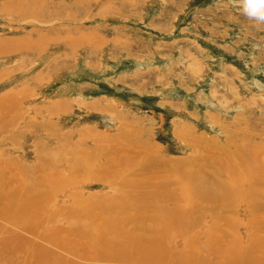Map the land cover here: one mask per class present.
Instances as JSON below:
<instances>
[{"label":"rangeland","instance_id":"rangeland-1","mask_svg":"<svg viewBox=\"0 0 264 264\" xmlns=\"http://www.w3.org/2000/svg\"><path fill=\"white\" fill-rule=\"evenodd\" d=\"M254 205L264 23L234 0H0V264H124L99 253L156 230L181 234L164 264H248Z\"/></svg>","mask_w":264,"mask_h":264},{"label":"bare ground","instance_id":"bare-ground-1","mask_svg":"<svg viewBox=\"0 0 264 264\" xmlns=\"http://www.w3.org/2000/svg\"><path fill=\"white\" fill-rule=\"evenodd\" d=\"M236 152V151H234ZM232 158V157H231ZM231 166V165H230ZM228 166L227 168L229 170L226 171V173L228 174V176H232L233 178V170L232 168ZM220 169V171L222 172L223 170L221 168H218ZM218 171V170H217ZM217 174V173H216ZM236 175V173H235ZM234 175V176H235ZM255 175V174H254ZM236 178H238L236 176ZM235 178V179H236ZM238 180V179H237ZM217 181V183H213L211 182L213 185H210L211 186V190H207L208 188H205L206 191L205 193H202V196H201V199L200 201L198 202V207L197 209L198 210H202L200 209L201 207L203 208V206L206 207V204L205 203H208V200H207V196H209L210 198L212 197L211 194L214 196V191H216L218 193V196H219V199L224 202L225 201V196L223 195V191H220L217 187H218V184H220V182L218 180H215ZM214 181V182H215ZM224 183V182H223ZM241 184V182H239ZM255 183L253 186H255L254 188H258L257 186V180H254V181H251V184ZM244 184V183H243ZM221 185H223L221 183ZM225 185V184H224ZM238 185V186H237ZM260 185V184H258ZM201 187V186H200ZM233 187L235 188V190H239V195L240 196H243L244 194H242L241 192V188L242 186H240L238 184V182L236 181L235 184H233ZM201 189V188H200ZM229 189V188H228ZM251 189V187L249 188V190ZM115 190V189H114ZM118 190V189H117ZM223 190V189H222ZM257 189H255V191L253 192V194H255ZM112 191H113V187H112ZM227 191V190H226ZM119 192V191H118ZM228 194V192H227ZM201 195V194H200ZM257 195V194H255ZM229 196V195H228ZM149 198V197H148ZM123 199V198H122ZM214 199V198H213ZM216 199L218 200V198L216 197ZM215 199V200H216ZM240 199H242L243 201H246L245 199V195L243 197H240ZM220 200H218L220 202ZM123 201V200H122ZM130 202V201H129ZM133 202V201H132ZM197 202V201H195ZM215 202V201H214ZM227 202V200H226ZM248 203V206H249V202L246 201ZM192 203V202H191ZM190 204V203H189ZM203 205L201 207H199V205ZM222 204V203H221ZM212 205V203H211ZM181 206V207H179ZM179 206H175L174 208L177 209L178 207V210H180L182 213H185L186 216L189 215L188 212L189 211H193V209H190L189 211H186L185 208V204L182 203V205H179ZM129 207V206H128ZM189 206H187V209H188ZM231 207V206H230ZM252 207V206H250ZM250 207L248 208V212H251V209ZM255 207H257L256 209L257 210H260V209H263L264 207H260L258 205H254L252 207V209H254ZM207 208H210V207H207ZM157 208H151L149 211L152 212L151 210H156ZM206 209V208H205ZM144 210V209H143ZM162 210V209H161ZM196 210V211H198ZM141 211V210H140ZM191 211V212H192ZM209 211V210H208ZM29 213V212H28ZM143 213V212H142ZM190 213V212H189ZM198 213V212H197ZM154 216V215H153ZM144 217V216H143ZM30 218V217H29ZM137 218V217H136ZM112 220H114L115 218H112ZM145 219V218H144ZM154 221L156 220V216L153 217ZM107 220V219H106ZM113 222V221H112ZM115 222V221H114ZM116 223V222H115ZM160 221H158L157 224H159ZM105 225V223H104ZM153 225V224H152ZM158 226V225H156ZM163 226H166L165 223H163ZM159 227V226H158ZM98 228V227H97ZM158 229V228H157ZM100 230V229H99ZM99 230H96V231H99ZM167 231V230H166ZM99 232H105L104 230H101ZM157 234H152V237H145L144 240L141 242V244L139 243H132L130 245H132V250H130L128 253L127 252H123L125 251V248L128 246L126 245V247L124 248L121 247V249L123 251H119L118 253H114L112 256H109V257H106L105 256V252H103V250L99 253V257L100 258H105L106 259V262H111V260H113L114 262H117V263H132V262H139V263H142V264H164L163 262L164 261H168L170 260L169 257L173 260L174 256H170V253H171V250L169 249L170 248V242L173 243L174 240L177 239V237H181V234L178 232H175L173 233L174 235L173 236H170V234H168L167 232H165V230H162V232L160 230H156ZM7 233V231L5 232ZM32 234H34L35 232H30ZM245 233V232H244ZM183 234V233H182ZM247 240L250 238L249 236V231L247 232ZM8 239H10L8 236H6ZM1 239V238H0ZM6 240V239H4ZM98 240V241H97ZM96 240V245L98 246H108L107 245V242H106V239L105 238H99ZM0 242H2L0 240ZM6 242V241H5ZM176 242V241H175ZM3 244H4V241H3ZM8 245V244H7ZM24 246H27V248H30L31 245L28 244L27 242H24ZM21 248V247H20ZM136 248V252L133 253V250ZM13 249V248H12ZM15 249V248H14ZM33 249V252L34 254H37L39 256H42L44 254H47V253H44V251L40 248V247H32ZM20 251V249H19ZM252 252H258L261 256V258L264 259V248H256V249H247L245 251H239L237 250L235 247H233L232 249V256L233 258H241L245 261L248 262V264H252ZM6 253V252H5ZM49 255V254H48ZM197 256H200L199 254ZM198 259V257H197ZM187 261V258H181L179 259L176 264H185ZM197 261V260H196ZM223 262V261H222ZM196 263V262H195ZM38 264H42L41 261L38 262ZM197 264H200V262H197ZM259 264H264V262H260Z\"/></svg>","mask_w":264,"mask_h":264},{"label":"clouds","instance_id":"clouds-1","mask_svg":"<svg viewBox=\"0 0 264 264\" xmlns=\"http://www.w3.org/2000/svg\"><path fill=\"white\" fill-rule=\"evenodd\" d=\"M238 3L244 15L258 23H264V0H234Z\"/></svg>","mask_w":264,"mask_h":264}]
</instances>
